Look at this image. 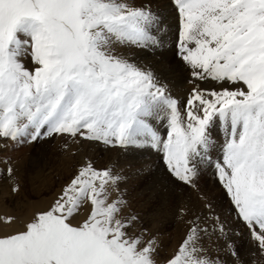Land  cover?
<instances>
[{
  "label": "snow or ice",
  "instance_id": "1",
  "mask_svg": "<svg viewBox=\"0 0 264 264\" xmlns=\"http://www.w3.org/2000/svg\"><path fill=\"white\" fill-rule=\"evenodd\" d=\"M173 2L175 55L193 85L183 103L162 69L137 58L162 45L165 21L150 0H0L3 150L9 141L56 136L148 145L192 189L207 162L254 243L251 254L264 260V0ZM207 81L215 86L202 87ZM14 172L3 170L18 193ZM123 179L86 160L29 220L0 215V264H160L157 237L147 227L137 231L142 217L127 212ZM205 208L206 215L178 209L187 232L164 264H224L212 248L220 241L233 264H245L212 204Z\"/></svg>",
  "mask_w": 264,
  "mask_h": 264
},
{
  "label": "rangeland",
  "instance_id": "2",
  "mask_svg": "<svg viewBox=\"0 0 264 264\" xmlns=\"http://www.w3.org/2000/svg\"><path fill=\"white\" fill-rule=\"evenodd\" d=\"M141 1L145 2V0H137V2H141ZM150 2H151V6L153 8V11L158 13L160 15V17L164 21L166 20V22H165L166 24L164 25V28L162 29V31L160 33V35L163 36L164 38L162 37L163 40H162V45H161L160 49L158 51H156V53L154 52L153 54H151L152 56L151 55H144L143 53H140L137 58L140 60V62L142 64H145L146 62H147L146 65H150V64L151 65H156L157 64L156 66H158L160 69H162L165 72V74H166V77H167V80H168L167 86H168V88L170 87L169 88L170 92H172L173 96L177 97L181 101V103H183L186 100V98L188 97L193 85H192V82H191L192 78L188 74L189 70H188L186 64L183 61H181L178 56L175 55V53L177 51V47H178L180 28H179V18H178V15H177V12H176V9H175V6H174V2H173V0H150ZM168 6H170V7H168ZM170 24H172V25H170ZM170 32H171V34H170ZM166 43H168V44H166ZM156 55H158V56H156ZM161 55H162V57H161ZM155 58H156V60H155ZM173 59H174V61H173ZM146 60H148V61H146ZM180 66H181V68H180ZM174 81H175V83H174ZM189 82H191V85H190ZM208 84H210V85L208 86ZM213 84H214V82H211V81L208 82L207 81V82H204V84L201 85V86L202 87L203 86H205V87H214L215 85H213ZM185 86H187V87L189 86V87L187 88ZM183 90L185 91V93H184ZM163 130H164V128L161 127V132H163ZM61 137L62 136H56V137H53V138H50V139L40 140V142H42V143L44 142L43 144L40 143L39 141H37L35 143H32V142L30 143L28 141H25L23 143H16V142L9 141L8 145H7V150H3L4 141H0V164H1L0 165V190H2V188H5V185L7 184V181H5L6 180V176L3 174V170L6 167H8L9 165L12 166L15 169V172H16L18 170L17 166L21 162H23L26 165V168L33 169V168H36V167L37 168L41 167L42 166L41 164H43L45 162L48 163L47 165L49 166V163L53 164L54 163L53 161H55L56 166L52 165V167H53V172L55 174H57V172H61V170H62L61 167H62L63 163H66L68 166L70 164L69 167H70L71 170L70 169L69 170L72 172L71 173L72 175H70L69 178H66L65 176H62V178H64V179H62L63 180V186H64L68 182V179L70 180L71 177L75 174L77 169L80 167V164H82L86 160H91L92 162L94 161V163L98 167H105V166L108 167L109 166L116 173H118V170H120L119 171V175L122 174L121 176L124 178L122 183H121V185H120V188H121V191L124 192L125 198H126V200L128 202L127 212H131V213H134V214L137 212L136 214L139 213L138 214L139 216H140V213L141 214L143 213L141 215L142 220H143V224L140 227H138L137 231H140L143 227H147L150 230V232L153 233L157 237L158 243L160 244V256L158 257V259L161 260L160 264H164V259L166 257H168L169 255H171L177 249V247H179L181 241L183 240V238L185 236V233L187 232V224H186V221H185V220H187V217H182V219H183L182 220L181 216L178 215V209L180 207H184V208H186L188 210L190 209L189 210L190 214L191 213H196V214H200V215H205L207 213V209L205 208V204L206 203H211L212 204L213 210H214V212H216L215 214L220 217V220L223 221V223L228 228V230H229L228 235L229 236H231V235L234 236L232 238H233V240L234 239L236 240V241L234 240L236 247L241 249L242 258H243L245 264H248V262H251V264H264V260H261L260 258L256 259L251 254L253 249H254V243L250 240V238L248 236L247 229L236 218V214L232 210V205H231V202L229 200V197L226 195L225 190L223 189V187L221 186L220 182L217 179L216 169L213 166H210L209 163L205 162V163H202V164L199 165V172H198V175H197L196 181H195L197 187H196V189H192V188L186 187L182 183H179V182L175 181L169 175L168 171L166 170V168H165V166H164V164H163V162L161 160V153L158 150H156V149H154V148H152V147H150L148 145H144V146L137 147V148L124 149V148H120V147H109L108 145H105L103 143H96V142H89V141L87 142V141H82V140H81L82 142L79 141V142L73 143V142L70 141V138L65 137V136H63L62 138ZM55 139H56V141H54ZM66 141H69V144H70V147H69V149L67 151L64 150V145H65ZM222 142H223V140L221 139L220 143L222 144ZM46 143H47V146H46ZM80 143L82 144L83 147L81 146ZM84 143L86 144V146L84 145ZM11 145H13V146H11ZM84 146H85L86 149L84 148ZM49 147H51V148H49ZM80 148H83V149L80 150ZM58 149L61 150V151L59 152ZM77 149H78V152H77ZM83 150H85V151H83ZM24 151H26V152H24ZM57 151H58V153H57ZM98 152H99V154H98ZM117 153H118V155H117ZM50 154H52V155H50ZM59 154H60V156H59ZM139 156L142 159V161L139 158ZM220 156H221V148L218 145L217 148L215 149V152H214L213 156H212V163L214 164L215 161ZM106 157H107V159H106ZM121 158H123V160ZM18 159H19V161H18ZM95 160H96V162H95ZM105 160H106V162H105ZM42 161H43V163H41ZM70 161L73 162V163H69ZM123 161H125V162H123ZM140 161L141 162L144 161V163L141 164ZM57 162H60V163H57ZM97 162H99V163H97ZM118 162L121 165H119ZM75 163L76 164L78 163V164L76 165ZM4 164H6V165H4ZM72 164H73V166H72ZM110 164H111V166H110ZM127 165H129L130 167L128 168ZM140 165H142V167ZM1 166L3 168H1ZM57 166H59V167H57ZM123 166L124 167L126 166L125 167L126 169H124ZM145 166H146L147 170H146ZM130 169H132V170L130 171ZM134 169H136V170H134ZM136 171H138V172H136ZM15 172H14V175H15ZM127 173H128V175H127ZM209 175H211V176L209 177ZM212 177H214L215 179L212 178ZM65 179H67V180H65ZM25 180H27V178H25V176L23 174V177L21 178L22 182L20 181V183L22 184L23 181H25ZM1 182H2V184H1ZM129 183L131 185H129ZM165 183H166V185H165ZM136 185H139V186L137 187ZM42 186H44V183L42 184ZM158 186L161 189L163 188V190L159 189ZM169 188H171V189H169ZM32 189L33 188H30L26 192H24V197L21 199L22 203H20V201H18V199H16L19 196L18 194L15 195V196L13 195L15 198L12 197L11 200L10 199L8 200V198L6 196V198H5V202H6L5 205L7 207L6 209L9 212H11V213H13V212L14 213H20V212L21 213L22 212L26 213L27 211H29V210H27V208L32 206V204H33V206H35V204L37 202H39L41 199H45V200L50 199L52 197V195H54L57 191L61 190L62 187L60 186V181H58V182L56 181L54 183V185L51 186V190L52 191H47L46 190V191L42 192L41 195H40V198L37 197L34 194L33 191H31ZM175 189H176V192H175ZM213 189H214V191H213ZM180 194L182 196H180ZM0 197H1V195H0ZM181 197H182V199H181ZM151 198H152V200H150ZM138 200H140V201H138ZM11 201H12V203H11ZM142 205H144V206H142ZM146 205H147V207H146ZM167 206H168V208H167ZM188 206H189V208H188ZM166 208L169 209L170 212ZM163 209H165V210H163ZM165 213H166V215H164ZM160 215H162V216L160 217ZM147 217H148V219H147ZM22 218L25 219V216L23 215ZM166 218H167V220L169 222L168 221L166 222ZM23 219L22 220L20 219V221L23 222L24 221ZM179 227L181 228V230H180ZM153 229H155V231ZM159 229H160V231H159ZM178 230H179V232H178ZM236 236L237 237L239 236V237L237 238ZM222 243H223V241H220V245L219 246L215 245V244H213L214 246L212 245L214 253L218 254V256L220 257L221 261L224 262V264H231V263L233 264V258L228 254L229 250L223 248L222 247V245H223ZM244 249H246V250H244ZM257 260H259V261H257Z\"/></svg>",
  "mask_w": 264,
  "mask_h": 264
},
{
  "label": "bare ground",
  "instance_id": "3",
  "mask_svg": "<svg viewBox=\"0 0 264 264\" xmlns=\"http://www.w3.org/2000/svg\"><path fill=\"white\" fill-rule=\"evenodd\" d=\"M142 2V1H141ZM168 7H170V6H168ZM165 8V7H164ZM169 11V10H168ZM168 16V15H167ZM174 16V15H173ZM164 18V17H163ZM168 18V17H167ZM175 18V17H174ZM165 22H166V20H165ZM169 22V21H168ZM166 24V23H165ZM168 24V23H167ZM170 25H172V24H170ZM169 32V31H168ZM164 34V33H163ZM170 34H171V32H170ZM163 37V36H162ZM171 37V36H170ZM169 37V38H170ZM164 38V37H163ZM169 40V39H168ZM166 44H168V43H166ZM165 44V45H166ZM167 48V47H166ZM165 49V48H164ZM165 52V51H164ZM156 53V52H155ZM170 53V52H169ZM160 55V54H159ZM152 56V55H151ZM154 56V55H153ZM156 56H158V55H156ZM172 56V55H171ZM142 57V56H141ZM161 57H162V55H161ZM147 58V57H146ZM145 58V59H146ZM157 58V57H156ZM156 58H155V60H156ZM171 58V57H170ZM143 59V58H142ZM177 59V58H176ZM159 60V59H158ZM146 61H148V60H146ZM162 61V60H161ZM173 61H174V59H173ZM177 61V60H176ZM180 61V60H179ZM165 62V61H164ZM167 63V62H166ZM147 64V62L145 63V65ZM176 64V63H175ZM151 65V64H150ZM157 65V64H156ZM174 65V64H173ZM179 66V65H178ZM171 67V66H170ZM180 68H181V66H180ZM174 69V68H173ZM186 69V68H185ZM180 71V70H179ZM182 71V70H181ZM188 73V72H187ZM173 74V73H172ZM189 74V73H188ZM171 75V74H170ZM181 76V75H180ZM188 77V76H187ZM181 78V77H180ZM170 80V79H169ZM173 80V79H172ZM171 81V80H170ZM185 81V80H184ZM167 82H168V80H167ZM209 82V81H208ZM171 83V82H170ZM174 83H175V81H174ZM190 83V85H191V82H189ZM173 84V83H172ZM185 84V83H184ZM211 84V83H210ZM210 84H208V86L210 85ZM171 85V84H170ZM177 85V84H176ZM181 85V84H180ZM187 85V84H186ZM214 85V84H213ZM207 86V85H206ZM177 87V86H176ZM185 87H187V86H185ZM189 87V86H188ZM187 87V88H188ZM203 87H205V86H203ZM170 88V87H169ZM184 88V87H183ZM191 89V88H190ZM175 90V89H174ZM181 90V89H180ZM184 91V90H183ZM182 91V92H183ZM179 92V91H178ZM172 93V92H171ZM176 93V92H175ZM184 93H185V91H184ZM173 95V94H172ZM183 98V97H182ZM185 99V98H184ZM63 137V136H62ZM61 137V138H62ZM49 141V140H48ZM54 141H56V139L54 140ZM40 142V141H39ZM82 142V141H81ZM88 142V141H87ZM31 143V142H30ZM40 143H42V142H40ZM44 143V142H43ZM42 143V144H43ZM74 143V142H73ZM76 143V142H75ZM81 144V143H80ZM8 145V144H7ZM84 145L86 146V144L84 143ZM88 145V144H87ZM11 146H13V145H11ZM46 146H47V143H46ZM51 146V145H50ZM81 146H82V144H81ZM85 146H84V148H85ZM3 147V146H2ZM39 147V146H38ZM76 147V146H75ZM83 147V146H82ZM49 148H51V147H49ZM74 148V147H73ZM72 148V149H73ZM9 149V148H8ZM54 149V148H53ZM81 149H83V148H80V150ZM86 149V148H85ZM92 149V148H91ZM94 149V148H93ZM106 149V148H105ZM42 150V149H41ZM59 150V149H58ZM113 150V149H112ZM116 150V149H115ZM114 150V151H115ZM133 150V149H132ZM43 151V150H42ZM45 151V150H44ZM49 151V150H48ZM61 150H59V152H60ZM71 151V150H70ZM83 151H85V150H83ZM87 151V150H86ZM90 151V150H89ZM142 151V150H141ZM146 151V150H145ZM24 152H26V151H24ZM23 152V153H24ZM77 152H78V149H77ZM81 152V151H80ZM131 152V151H130ZM57 153H58V151H57ZM143 153V152H142ZM56 154V153H55ZM85 154V153H84ZM87 154V153H86ZM97 154V153H96ZM98 154H99V152H98ZM112 154V153H111ZM120 154V153H119ZM132 154V153H131ZM153 154V153H152ZM50 155H52V154H50ZM57 155V154H56ZM73 155V154H72ZM117 155H118V153H117ZM150 155V154H149ZM58 156V155H57ZM59 156H60V154H59ZM94 156V155H93ZM99 156V155H98ZM109 156V155H108ZM143 156V155H142ZM151 156V155H150ZM20 157V156H19ZM23 157V156H22ZM73 157V156H72ZM86 157V156H85ZM90 157V156H89ZM92 157V156H91ZM114 157V156H113ZM116 157V156H115ZM56 158V157H55ZM76 158V157H75ZM93 158V157H92ZM95 158V157H94ZM136 158V157H135ZM139 158H140V156H139ZM153 158V157H152ZM8 159V158H7ZM20 159V158H19ZM19 159H18V161H19ZM24 159V158H23ZM57 159V158H56ZM74 159V158H73ZM72 159V160H73ZM78 159V158H77ZM96 159V158H95ZM98 159V158H97ZM105 159V158H104ZM106 159H107V157H106ZM115 159V158H114ZM122 160H123V158H121ZM141 159V158H140ZM148 159V158H147ZM41 160V159H40ZM53 160V159H52ZM65 160V159H64ZM120 160V159H119ZM24 161V160H23ZM51 161V160H50ZM79 161V160H78ZM141 161H142V159H141ZM140 161V163L141 164H143L144 163V161L143 162H141ZM49 162V161H48ZM52 162V161H51ZM54 162V163H53ZM52 163L53 164H50L49 163V166L47 165L48 163H43V161L41 162V163H43V164H41L42 166L41 167H39V168H33V169H30V168H26V165L23 163V162H21L20 164H18V166H17V168H18V170L15 172V177H16V179L19 181V184H20V186H21V190L18 192V193H13L12 192V183L6 178V180L5 181H7V184L5 185V188H2V190H0V195H1V197H0V215H4V214H11V215H15V216H18L21 220L23 219L22 218V216L24 215L25 216V219H23L24 221H27V220H29L35 213H37L38 211H40V210H42V209H45V208H47L51 203H52V201L56 198V196L60 193V191L61 190H59V191H57L54 195H52V197L50 198V199H48V200H45V199H41L39 202H37L36 204H35V206H33V204H32V206H30L29 208H27V210H29V211H27L26 213H11V212H9L6 208V205H5V198H6V196H7V198H8V200L10 199L11 200V198L12 197H14L15 195H19L16 199H18V201H20V203H22V201H21V199L24 197V192H26L28 189H30V188H33L31 191H33L34 192V194L37 196V197H39L40 198V195H41V193L42 192H44V191H52L51 190V186L52 185H54V183L57 181H60V186L61 187H63V180L62 179H64V178H62V176H65L66 178H69L70 177V175H72L71 173V169H70V164H69V166L66 164V163H63L62 164V170H61V172H57V174H55L54 172H53V167H52V165L53 166H56V164H55V161H53ZM76 162V161H75ZM82 162V161H81ZM94 162V161H93ZM95 162H96V160H95ZM100 162V161H99ZM99 162H97V163H99ZM105 162H106V160H105ZM116 162V161H115ZM121 162V161H120ZM123 162H125V161H123ZM130 162V161H129ZM128 162V163H129ZM146 162V161H145ZM4 163V162H3ZM2 163V164H3ZM57 163H60V162H57ZM69 163H73V162H69ZM80 163V162H79ZM109 163V162H108ZM111 163V162H110ZM113 163V162H112ZM119 163V162H118ZM27 164V163H26ZM76 164V163H75ZM74 164V165H75ZM78 164V163H77ZM76 164V165H77ZM132 164V163H131ZM1 165V164H0ZM4 165H6V164H4ZM81 165V164H80ZM119 165H121L120 163H119ZM148 165V164H147ZM61 166V165H60ZM72 166H73V164H72ZM102 166V165H101ZM110 166H111V164H110ZM128 166V168L130 167L129 165H127ZM134 166V165H133ZM141 167H142V165H140ZM150 166V165H149ZM57 167H59V166H57ZM109 167V166H108ZM122 167V166H121ZM126 167V166H125ZM124 166H123V168L124 169H126ZM151 167V166H150ZM160 167V166H159ZM1 168H3L2 166H1ZM16 168V169H17ZM75 168V167H74ZM144 168V167H143ZM145 168H146V166H145ZM144 168V169H145ZM51 169V170H50ZM70 169V170H69ZM77 169V168H76ZM116 169V168H115ZM121 169V168H120ZM137 169V168H136ZM136 169H134V170H136ZM150 169V168H149ZM29 170V171H28ZM55 170V169H54ZM128 170V169H127ZM132 169H130V171H131ZM142 170V169H141ZM140 170V171H141ZM146 170H147V168H146ZM145 170V171H146ZM160 170V169H159ZM119 171L120 170H118V174H119ZM126 171V170H125ZM144 171V172H145ZM162 171V170H161ZM2 172V171H1ZM122 172V171H121ZM127 172V171H126ZM133 172V171H132ZM136 172H138V171H136ZM142 172V171H141ZM74 173V172H73ZM131 173V172H130ZM129 173V174H130ZM150 173V172H149ZM157 173V172H156ZM23 174H24V176H25V178H27V180H25V181H23V185L20 183V181H21V178L23 177ZM134 174V173H133ZM147 174V173H146ZM122 175V174H121ZM125 175V174H124ZM127 175H128V173H127ZM141 175V174H140ZM151 175V174H150ZM139 176V175H138ZM142 176V175H141ZM166 176V175H165ZM211 175H209V177H210ZM213 176V175H212ZM127 177V176H126ZM136 177V176H135ZM167 177V176H166ZM205 177V176H204ZM216 177V176H215ZM168 178V177H167ZM212 178H214V177H212ZM2 179V178H1ZM215 179V178H214ZM65 180H67V179H65ZM32 181V182H31ZM68 181H69V179H68ZM130 181V180H129ZM173 181V180H172ZM215 181V180H214ZM22 182V181H21ZM138 182V181H137ZM159 182V181H158ZM164 182V181H163ZM162 182V183H163ZM44 183V186H42V184ZM131 183V182H130ZM129 183V185H131ZM199 183V182H198ZM1 184H2V182H1ZM65 184V183H64ZM135 184V183H134ZM165 185H166V183H165ZM126 186V185H125ZM137 187L139 186V185H136ZM142 186V185H141ZM153 186V185H152ZM173 186V185H172ZM212 186V185H211ZM132 187V186H131ZM155 187V186H154ZM159 187V186H158ZM214 187V186H213ZM212 187V188H213ZM220 187V186H219ZM53 188V187H52ZM123 188V187H122ZM133 188V187H132ZM156 188V187H155ZM150 189V188H149ZM159 189H161L160 187H159ZM169 189H171V188H169ZM168 189V190H169ZM177 189V188H176ZM176 189H175V192H176ZM136 190V189H135ZM142 190V189H141ZM155 190V189H154ZM161 190H163V188L161 189ZM55 191V190H54ZM139 191V190H138ZM157 191V190H156ZM178 191V190H177ZM213 191H214V189H213ZM129 192V191H128ZM52 193V192H51ZM141 193V192H140ZM48 194V193H47ZM172 194V193H171ZM14 195V196H13ZM168 195V194H167ZM177 195V194H176ZM9 196V197H8ZM142 196V195H141ZM171 196V195H170ZM169 196V197H170ZM180 196H182L181 194H180ZM194 197V196H193ZM215 197V196H214ZM15 198V197H14ZM142 198V197H141ZM155 198V197H154ZM173 198V197H172ZM162 199V198H161ZM181 199H182V197H181ZM225 199V198H224ZM150 200H152V198L150 199ZM149 200V201H150ZM169 200V199H168ZM172 200V199H171ZM170 200V201H171ZM190 200V199H189ZM196 200V199H195ZM132 201V200H131ZM138 201H140V200H138ZM201 201V200H200ZM133 202V201H132ZM151 202V201H150ZM154 202V201H153ZM157 202V201H156ZM160 202V201H159ZM195 202V201H194ZM11 203H12V201H11ZM158 203V202H157ZM170 203V202H169ZM193 203V202H192ZM133 204V203H132ZM140 204V203H139ZM150 204V203H149ZM154 204V203H153ZM191 204V203H190ZM196 204V203H195ZM198 204V203H197ZM130 205V204H129ZM199 205V204H198ZM133 206V205H132ZM142 206H144V205H142ZM149 206V205H148ZM152 206V205H151ZM150 206V207H151ZM154 206V205H153ZM165 206V205H164ZM194 206V205H193ZM135 207V206H134ZM146 207H147V205H146ZM166 207V206H165ZM191 207V206H190ZM196 207V206H195ZM141 208V207H140ZM144 208V207H143ZM167 208H168V206H167ZM166 208V209H167ZM188 208H189V206H188ZM147 209V208H146ZM135 210V209H134ZM140 210V209H139ZM163 210H165V209H163ZM168 211H169V209H167ZM190 210V209H189ZM197 210V209H196ZM205 210V209H204ZM86 209L84 210V212L81 214V219H83V215H86ZM153 211V210H152ZM29 212V213H28ZM134 212V211H133ZM136 212V211H135ZM139 212V211H138ZM147 212V211H146ZM170 212V211H169ZM137 213V212H136ZM135 213V214H136ZM155 213V212H154ZM162 213V212H161ZM216 213V212H215ZM139 214V213H138ZM143 214V213H142ZM141 213H140V216L142 215ZM149 214V213H148ZM160 214V213H159ZM207 214V213H206ZM205 214V215H206ZM164 215H166V213L164 214ZM162 215H160V217H161ZM168 216V215H167ZM170 216V215H169ZM145 217V216H144ZM169 218V217H168ZM147 219H148V217H147ZM178 219V218H177ZM181 219H182V217H181ZM185 219V218H184ZM183 220V219H182ZM168 220H167V218H166V222H167ZM180 221V220H179ZM186 221V220H185ZM148 222V221H147ZM169 222V221H168ZM223 222V221H222ZM185 225V224H184ZM229 225V224H228ZM167 226V225H166ZM172 226V225H171ZM178 226V225H177ZM157 227V226H156ZM164 227V226H163ZM162 228V227H161ZM180 228V227H179ZM154 231H155V229H153ZM164 230V229H163ZM167 230V229H166ZM180 230H181V228H180ZM159 231H160V229H159ZM168 231V230H167ZM236 231V230H235ZM240 231V230H239ZM157 232V231H156ZM178 232H179V230H178ZM164 234V233H163ZM235 234V233H234ZM166 235V234H165ZM176 236V235H175ZM184 236V235H183ZM232 236V235H231ZM247 236V235H246ZM232 237H234V236H232ZM237 237V236H236ZM239 237V236H238ZM237 237V238H238ZM241 237V236H240ZM168 238V237H167ZM177 238V237H176ZM178 239V238H177ZM161 240V239H160ZM169 240V239H168ZM235 240V239H234ZM242 240V239H241ZM246 240V239H245ZM236 241V240H235ZM164 243V242H163ZM169 243V242H168ZM178 244V243H177ZM223 244V243H222ZM245 244V243H244ZM251 244V243H250ZM214 246V245H213ZM253 246V245H252ZM178 248V247H177ZM226 249V248H225ZM219 250V249H218ZM229 250V249H228ZM244 250H246V249H244ZM222 251V250H221ZM224 251V250H223ZM165 252V251H164ZM222 253V252H221ZM162 255V254H161ZM222 255V254H221ZM170 256V255H169ZM245 256V255H244ZM223 257V256H222ZM225 257V256H224ZM257 259V258H256ZM247 260V259H246ZM248 261V260H247ZM251 261V260H250ZM257 261H259V260H257ZM160 262H161V260H160ZM227 263V262H226ZM231 263V262H230ZM253 263V262H252ZM256 263V262H255ZM232 264V263H231Z\"/></svg>",
  "mask_w": 264,
  "mask_h": 264
}]
</instances>
